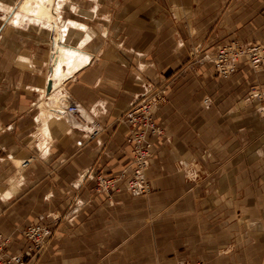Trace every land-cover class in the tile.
<instances>
[{
	"label": "crops",
	"instance_id": "obj_1",
	"mask_svg": "<svg viewBox=\"0 0 264 264\" xmlns=\"http://www.w3.org/2000/svg\"><path fill=\"white\" fill-rule=\"evenodd\" d=\"M17 1L0 0V5L13 7ZM263 11L255 18L260 26L264 23ZM126 18L128 21L129 16ZM25 25L14 26L13 32L27 31ZM126 25L128 45L124 43L123 49L118 46L108 50L96 44L98 48L89 50L93 40L86 47L92 53V62L68 76L63 86H58L70 93L84 111L80 115H63V118L54 115L44 122L38 118L41 114L38 113V99L47 93L50 67L44 60L43 50L35 51L31 59L34 71L26 70L25 64L15 59L17 55L29 56L27 51L23 53L21 36L17 39L14 32L15 37L7 40L4 31L8 24L0 21V218L9 224L47 222L43 215L56 210V206L64 214L67 205L86 200L83 209L73 213V225L67 223L69 229L66 226L61 228L65 230L60 234L63 256L70 252L72 243H83L85 248L91 244L90 249L98 252L103 249L115 251L110 255L112 264H199L200 261L206 264H263L261 245L234 243L240 238L247 241L251 237L245 239L244 235L237 234L234 236L237 238L230 240L225 207L217 204L215 208L199 200L210 193V188L189 186L190 169L196 175L209 174L205 170L207 160L190 155L186 150L190 147L189 142L176 135L169 146L160 143L161 139L158 141L157 137L150 138L153 147L146 171L152 189L149 193L132 194L126 190L124 179L118 181L111 194L94 193V173L114 176L123 170H131L132 148L126 143L127 126L119 122V116L145 93L133 87L130 40L133 44L136 39H148L149 42L151 35L134 28L136 30L131 31L134 36L130 37L129 23ZM245 27L234 31L223 27L220 43H225L230 36L237 37L231 35L232 32L241 34L251 30L246 33L250 38L251 33L255 35L259 31L253 32L251 25ZM260 31H264V26ZM141 44L139 42L138 46ZM248 67L249 63L244 60L238 63V71L231 79L233 95H241L242 90L253 83L242 76ZM146 88L149 90L150 84ZM91 122L102 124L103 129L96 139L88 137L86 126ZM39 128H42V137H39ZM14 159L31 161L27 164L31 168L19 185L14 184ZM222 162L217 160L216 167H222ZM17 181L21 182L20 179ZM33 189L41 193V198L35 199ZM16 190L19 195L14 196L12 191ZM144 197L153 198L151 207L142 202ZM38 200L47 208L35 214L34 206H38ZM133 201L141 202L138 204L142 206L131 208L129 202ZM65 216L68 215L65 213ZM9 237L8 253H21L26 248L28 242L21 232ZM88 238L90 243H87ZM119 256L121 258L115 260ZM66 259L63 258V264L74 261L73 258ZM86 260L81 264H97V261L90 262L89 258Z\"/></svg>",
	"mask_w": 264,
	"mask_h": 264
},
{
	"label": "rangeland",
	"instance_id": "obj_2",
	"mask_svg": "<svg viewBox=\"0 0 264 264\" xmlns=\"http://www.w3.org/2000/svg\"><path fill=\"white\" fill-rule=\"evenodd\" d=\"M19 1L13 7L5 6L4 10L0 8V21L8 24L4 31V37L8 40L12 36L11 39H13L15 37L14 32L17 33V39L21 36L23 53L27 51L29 56L18 57L17 55L15 59H18V63H24L27 67L26 70L34 71L32 70L34 66L31 59L34 58L37 50L40 52L43 50L44 60L50 67L51 37L54 36L52 31L45 29L42 23L25 19L26 21H22V25L27 22L25 25L27 31L13 32L14 25L7 21L12 10L18 7ZM99 1L101 2L100 13L98 12L94 18L76 14L66 6L63 8L62 16L64 18H77L94 30H98L99 35L90 44L89 50L98 48L97 45H102L101 47L108 50H114L118 46L123 49L124 43L128 45L126 43V24L128 23L130 37L134 36L131 31L136 29L150 33L149 42L148 39L143 41L136 39L135 45L132 40H130V44L133 87H138L139 92L145 93L140 94L137 100L148 98L149 103L152 104V116H154L160 129L164 130L154 137H157L158 141L161 139L160 143L163 145L169 146L173 136L176 135L178 139L189 142L190 147L186 150L191 153L190 155L194 158L202 157L207 160L205 170L207 169L209 174L196 175L190 169L192 174L188 175L189 186L193 184L192 186L210 188V193L200 197L199 200H203L204 203L215 208L217 204L224 206L229 220L228 234L230 240L237 238L234 237L237 234L244 235L245 239L251 237L252 239H247V241L240 238L234 243L244 245L248 242L261 245L264 264V65L256 69L253 68L248 62L247 55L237 60L234 73L238 71V63L244 60L249 63L250 67L242 76L247 81L250 79L253 82L251 85L247 82L248 86L238 96L232 94L231 88V79L236 74L227 73L225 75V72L222 74L218 70L219 66L226 69L224 64L227 63L231 52L232 54L233 52L236 53L243 45L264 41V31H260L264 23L262 22L260 26L258 22H255V18L264 9V0ZM73 2L77 3L78 6L80 4L84 11L89 10L92 6V3L88 1L73 0ZM260 8L261 11H259ZM126 15L129 16V22ZM245 25L253 26V32L258 29L259 31L255 32V35L251 33L250 38L246 36V33L249 34L248 32L251 30L243 31L241 34L238 31L232 32L231 35L236 34L237 37L230 36L225 43H220L219 40L222 39L220 30L223 27H227L226 29L230 27L234 31L238 30L239 27V30L245 29ZM75 35H72L70 40L77 39ZM139 42H142L143 45L138 46ZM228 43H232L236 50L234 51V48ZM147 84H150L149 90L151 91L147 89L148 87L146 88ZM233 84L238 85L236 81ZM69 97L70 99L73 98L67 92L61 101V108L68 106ZM47 98L44 92L42 97L38 99V101L40 100L39 105L42 103L47 107V110L42 111L44 114L50 112L48 110L53 106L59 107V102L52 103L49 100L51 98ZM46 102L51 103L50 107ZM237 103L238 107L235 106ZM39 107L42 110L41 105ZM40 110L39 114L41 113ZM54 115L63 118V116L56 115L51 111L47 119L51 116L54 117ZM84 116L89 117L87 114ZM41 130L42 128L38 129L39 137H42ZM217 160L218 163L223 161L222 167L221 165L216 167ZM13 161L16 168L14 184L19 185L22 182L17 180L25 179L27 170L31 168L27 164L31 161L29 163L23 159H14ZM232 173L235 174L232 175ZM99 175L108 176L100 172L96 173L95 177L92 178L95 180L93 191L98 194L108 193L105 190H96ZM18 192L17 190L12 191V194L17 196V194L19 195ZM31 192H33L35 199L41 198V193L34 189ZM147 198L144 197L142 202L146 203L147 207H151L153 204L150 201L154 200ZM85 201L77 200L74 204L72 203L73 205H67L65 213L68 218L65 213L63 214L58 210L57 206L56 210H50L51 212L43 215L48 220L47 223L51 224L53 237L41 252L27 259L26 264H29L30 261L32 264H63L62 261L65 257H67V261L74 259V261L69 260L66 264H81L86 262L87 258L92 263L97 261V264H112L110 263V255L115 254V251L103 249L98 252L90 249L91 244H87L85 248L83 243L79 245L72 243L73 245L69 247L71 248L70 252H65L63 256L61 250L62 235L60 234L65 230L61 228H65L67 223L73 225V213L77 210L80 212L85 206ZM138 203L141 202H129L131 208L142 206ZM40 204L41 201L38 200V206H34L35 214L39 210L41 212L47 208V206ZM125 208L128 207L125 206ZM25 223L9 224L0 218V231H2L0 233L5 236H13V233L19 234L32 222L28 225ZM66 227L69 229L68 226ZM252 233L256 235L253 236ZM69 238L74 237L69 236ZM90 242L91 240L88 238L87 243ZM118 252L122 251L118 250ZM120 258L121 256L116 257L115 260ZM199 264L206 263L200 261Z\"/></svg>",
	"mask_w": 264,
	"mask_h": 264
},
{
	"label": "built area",
	"instance_id": "obj_3",
	"mask_svg": "<svg viewBox=\"0 0 264 264\" xmlns=\"http://www.w3.org/2000/svg\"><path fill=\"white\" fill-rule=\"evenodd\" d=\"M230 44L234 51L235 46ZM240 45V44H235ZM225 65L226 69L219 66L220 72L225 75L234 73L237 60L244 55L248 56V62L253 68H258L264 65V41L256 42L255 44L243 45L239 50L232 54ZM222 62V61H221ZM70 98V97H69ZM152 104L148 98L133 101L123 113L120 114L119 122L127 126L129 131L126 136V143L131 146V170L126 172L123 170L118 175L102 176L99 175L97 191L105 190L112 192L117 187L119 180L126 181V189L134 195H143L149 193L152 189L147 178L146 171L150 165L151 156V141L150 138L156 134L163 132L157 125L154 116H152ZM64 115H80L82 108L77 102L71 98L63 111ZM63 114V113H62ZM88 137L90 139L98 138L102 131V124L91 122L87 124ZM95 173L93 177H95ZM98 178V177H97ZM28 242L26 248L21 253L10 254L7 249L11 243V237L0 233V264H26V260L32 258L34 254L41 252L53 237V230L49 223L40 222L29 225L22 232Z\"/></svg>",
	"mask_w": 264,
	"mask_h": 264
},
{
	"label": "bare ground",
	"instance_id": "obj_4",
	"mask_svg": "<svg viewBox=\"0 0 264 264\" xmlns=\"http://www.w3.org/2000/svg\"><path fill=\"white\" fill-rule=\"evenodd\" d=\"M82 1L92 3L89 10H82L80 4L78 6L73 0H21L18 2V7L12 10V13L9 12L10 16L7 17V21L14 26H20L22 25V21L29 19L35 23L44 24L45 29L50 32L52 31L54 36L51 37L50 70L47 73L48 81H52V87L50 92L47 90L46 95L48 98H51L49 99L50 102H59V107L53 106L48 110L59 116L64 115L63 111L66 108V106L65 108H61V101L66 95V90L58 86L62 85L68 76L81 69L82 66L92 62V53H89L86 47L99 35L98 30H94L85 22L79 21L77 18H64L62 16L65 6L70 10L72 9L74 13L82 14V16H86L87 18H94L98 12L100 13L101 2L99 0ZM0 8L4 10V7L1 5ZM74 34H76L75 38L77 39L70 40ZM50 102H46L48 107L51 105ZM40 105L42 110L39 119L46 122L50 112L44 114L42 111L47 110V107L42 105V103Z\"/></svg>",
	"mask_w": 264,
	"mask_h": 264
},
{
	"label": "water",
	"instance_id": "obj_5",
	"mask_svg": "<svg viewBox=\"0 0 264 264\" xmlns=\"http://www.w3.org/2000/svg\"><path fill=\"white\" fill-rule=\"evenodd\" d=\"M51 87H52V81H49L46 90H48V92H50L51 91Z\"/></svg>",
	"mask_w": 264,
	"mask_h": 264
}]
</instances>
